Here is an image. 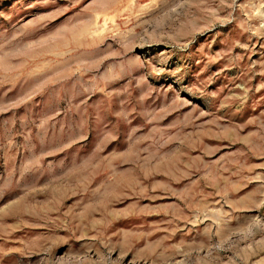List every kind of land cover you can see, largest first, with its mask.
<instances>
[{
	"label": "rangeland",
	"instance_id": "374dc122",
	"mask_svg": "<svg viewBox=\"0 0 264 264\" xmlns=\"http://www.w3.org/2000/svg\"><path fill=\"white\" fill-rule=\"evenodd\" d=\"M0 264H264V0H0Z\"/></svg>",
	"mask_w": 264,
	"mask_h": 264
}]
</instances>
